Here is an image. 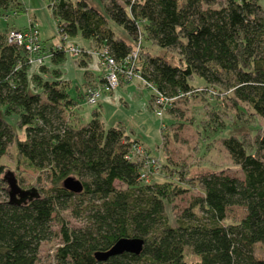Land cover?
<instances>
[{"label": "trees", "instance_id": "trees-1", "mask_svg": "<svg viewBox=\"0 0 264 264\" xmlns=\"http://www.w3.org/2000/svg\"><path fill=\"white\" fill-rule=\"evenodd\" d=\"M47 1L61 42L41 44L38 53L44 60L59 65L68 44L77 45L68 39L78 34L92 43L89 49L77 45L80 56L92 57V49L99 53L105 48L118 64L139 46L136 69L151 87L141 81L150 90V108L158 94L168 100L163 112L179 100L221 95L239 115L245 114L238 106L242 102L264 120L262 0H100L103 11L86 0ZM20 5L0 0V16L9 8L16 14L24 9ZM115 24L129 41L113 30ZM20 29L0 31V107L5 115H15L13 123L0 116V264H38L41 242L53 236L54 226L61 236L54 264H264L261 126L221 138L242 180L222 170L187 176L184 169L178 171L181 182H198L202 189L203 195L195 198L201 215L188 209L172 224L167 207L184 189L171 181L139 185L141 163L132 158V148L141 143L120 125L105 127L96 110L81 126L69 123L65 112L73 101L62 71L43 60L30 72L33 54L23 45L7 43L8 32ZM77 60L83 63L84 57ZM11 145L32 168L46 172L50 187L10 198L9 170L1 158ZM67 178L78 181L81 190L64 187ZM75 201L89 214L82 226L71 227L61 213ZM230 205L244 206L245 214L230 221ZM123 237L143 239L141 252L97 259ZM189 254L195 259L189 261Z\"/></svg>", "mask_w": 264, "mask_h": 264}, {"label": "rangeland", "instance_id": "rangeland-1", "mask_svg": "<svg viewBox=\"0 0 264 264\" xmlns=\"http://www.w3.org/2000/svg\"><path fill=\"white\" fill-rule=\"evenodd\" d=\"M15 1L21 4L20 6L24 9L16 14H13L10 8L7 12L3 11L0 16V31L5 28L20 29L32 21L39 30L42 43L56 45L61 42L60 34L56 28V20L48 8L47 0ZM86 1L103 11L100 0ZM261 3L264 5V0ZM113 30L125 40H130L122 27L115 24ZM69 42L76 43L86 49L92 46V43L80 34L69 38ZM148 49L157 52L149 44ZM94 50L92 49L91 52ZM91 56L74 57L66 52L65 59L57 66L48 58L44 60L48 67H58L62 71L65 91L68 98L73 101L70 113H68L69 111L65 112V118L69 123L81 126L92 118L93 111L96 110L105 127L120 125L131 139L140 142L145 148V152L157 159V166L152 168L148 181L140 180L139 185L171 181L174 185H180L181 189H184L183 193L176 196L174 204L167 207V215L172 224L177 218H182L181 216L188 209H191L196 216L201 215L195 207V198L203 195L202 189L197 180L194 186L181 182L178 174L181 168L185 170L186 176L192 173L193 175L197 174L198 171L213 169L222 170L229 176L243 179V173L222 147L221 138L232 132L238 131L239 134L251 132L255 126H261L264 129V120L250 114L252 113L251 109L244 103H238L239 108L245 111V114L239 115L237 107L225 96L211 97L205 94L188 100H179L170 109L163 112L162 116H158L155 109L149 106L150 90L135 77L117 87L113 93H104L98 102L90 104L85 97V88L103 76L106 71L103 65L98 64L97 58ZM83 57L85 62H77V59L80 60ZM34 66L29 67L30 72ZM47 76L50 77L49 74ZM197 81L199 80H196L195 83ZM0 116L12 123L15 119V115H5L1 107ZM1 163L5 166V170H9L8 172L16 179L21 190L27 191L31 188L40 189L42 186L45 188L51 186V180L46 172H39L32 168L19 156L13 145L8 147L1 158ZM116 184L118 183L116 182ZM120 188L124 189L125 186L120 185ZM18 196L15 195V197ZM83 206L75 201L67 204V207L62 210L61 214L71 227L82 226L85 222V216L89 212H85ZM244 214V206L230 205L227 208L226 215L230 221H236ZM52 229L53 236L47 241L41 242L38 264H54V253L56 247L60 245L61 236L57 226ZM255 250L256 255L263 254L260 246L257 245ZM194 259L192 255H188L189 261Z\"/></svg>", "mask_w": 264, "mask_h": 264}, {"label": "built area", "instance_id": "built-area-1", "mask_svg": "<svg viewBox=\"0 0 264 264\" xmlns=\"http://www.w3.org/2000/svg\"><path fill=\"white\" fill-rule=\"evenodd\" d=\"M32 26L33 25L29 23L23 29L10 30L7 34L6 41L8 44L23 45L31 54H33L30 55L29 62L33 65H39L43 63L45 56L38 53L42 49V42L39 37L38 29L35 28V26ZM67 47L73 56L78 57L81 55L80 49L77 45L69 43ZM92 55L97 58L99 64L106 68V71L102 77L105 81L104 85L97 82L96 84L89 85L85 88V97L88 103H96L105 92H110L116 89L121 83L129 82L135 77L151 89L150 85L140 77L136 69L139 60V46L135 47L131 56L125 58V60L119 64L108 54V51L105 48L99 51V53L93 51ZM152 90L157 92L154 87ZM167 102L168 100L160 94H158L153 101V108L158 116H162L163 107ZM132 158L141 163L139 179L148 181L151 170H153L152 168L155 165L157 166V159L151 155L149 156L145 152V148L142 144H136L133 146Z\"/></svg>", "mask_w": 264, "mask_h": 264}, {"label": "water", "instance_id": "water-1", "mask_svg": "<svg viewBox=\"0 0 264 264\" xmlns=\"http://www.w3.org/2000/svg\"><path fill=\"white\" fill-rule=\"evenodd\" d=\"M5 180L7 181L8 186H9L10 198H14L15 195L24 197L26 194H28V191L21 190L18 187L17 181L12 176L11 173L8 172L5 174ZM63 185L64 187L69 188L75 192H78L81 190L80 183L76 180H73L72 178H67L64 181ZM143 244H144V241L141 238L123 237V238L118 239L108 251L101 253L100 256L97 257V259L106 260L109 256H112L115 254H121L123 252L139 254L142 250Z\"/></svg>", "mask_w": 264, "mask_h": 264}, {"label": "crops", "instance_id": "crops-1", "mask_svg": "<svg viewBox=\"0 0 264 264\" xmlns=\"http://www.w3.org/2000/svg\"><path fill=\"white\" fill-rule=\"evenodd\" d=\"M102 77H103V76H101V77H100L98 80H96V81L93 80L94 83H97L100 79H102ZM113 92H114V91H113ZM113 92H112V93H113ZM110 96L112 97L113 95L111 94ZM149 99H150V94H149ZM72 124H73V123H72ZM78 125H79V124H78Z\"/></svg>", "mask_w": 264, "mask_h": 264}]
</instances>
